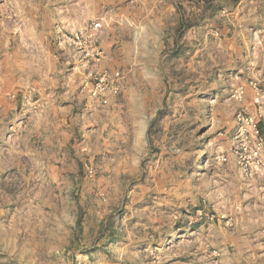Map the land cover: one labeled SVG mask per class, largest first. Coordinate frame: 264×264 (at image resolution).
<instances>
[{
  "label": "rangeland",
  "instance_id": "rangeland-1",
  "mask_svg": "<svg viewBox=\"0 0 264 264\" xmlns=\"http://www.w3.org/2000/svg\"><path fill=\"white\" fill-rule=\"evenodd\" d=\"M0 264H264V0H0Z\"/></svg>",
  "mask_w": 264,
  "mask_h": 264
},
{
  "label": "built area",
  "instance_id": "built-area-1",
  "mask_svg": "<svg viewBox=\"0 0 264 264\" xmlns=\"http://www.w3.org/2000/svg\"><path fill=\"white\" fill-rule=\"evenodd\" d=\"M238 96H241V92L239 91L238 92V94H237ZM259 97H257L256 98V101H259ZM242 122H243V124H245V125H251V129H254L253 131L255 132V134H257V135H260L261 134V127L259 126V124L257 123H254L253 122V119H250L249 117H240L239 118Z\"/></svg>",
  "mask_w": 264,
  "mask_h": 264
},
{
  "label": "bare ground",
  "instance_id": "bare-ground-1",
  "mask_svg": "<svg viewBox=\"0 0 264 264\" xmlns=\"http://www.w3.org/2000/svg\"><path fill=\"white\" fill-rule=\"evenodd\" d=\"M45 175H46V174L41 173V177H42V179L45 178Z\"/></svg>",
  "mask_w": 264,
  "mask_h": 264
},
{
  "label": "crops",
  "instance_id": "crops-1",
  "mask_svg": "<svg viewBox=\"0 0 264 264\" xmlns=\"http://www.w3.org/2000/svg\"><path fill=\"white\" fill-rule=\"evenodd\" d=\"M152 16H155L154 14Z\"/></svg>",
  "mask_w": 264,
  "mask_h": 264
},
{
  "label": "trees",
  "instance_id": "trees-1",
  "mask_svg": "<svg viewBox=\"0 0 264 264\" xmlns=\"http://www.w3.org/2000/svg\"><path fill=\"white\" fill-rule=\"evenodd\" d=\"M261 130V129H260ZM261 133H262V130H261Z\"/></svg>",
  "mask_w": 264,
  "mask_h": 264
}]
</instances>
